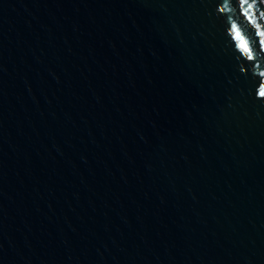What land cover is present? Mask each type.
<instances>
[{"label":"water","instance_id":"95a60500","mask_svg":"<svg viewBox=\"0 0 264 264\" xmlns=\"http://www.w3.org/2000/svg\"><path fill=\"white\" fill-rule=\"evenodd\" d=\"M0 264H264V0H0Z\"/></svg>","mask_w":264,"mask_h":264}]
</instances>
